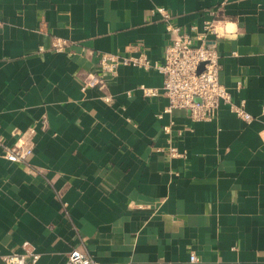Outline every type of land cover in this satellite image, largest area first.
<instances>
[{
	"label": "crops",
	"instance_id": "0c3cea01",
	"mask_svg": "<svg viewBox=\"0 0 264 264\" xmlns=\"http://www.w3.org/2000/svg\"><path fill=\"white\" fill-rule=\"evenodd\" d=\"M156 7L192 35L225 25L220 82L251 121L225 103L206 121L165 112L155 69L107 76L111 103L83 89L101 53L162 61ZM263 106L264 0H0V264L25 252L65 264L74 249L101 264H264ZM19 139L34 151L9 161Z\"/></svg>",
	"mask_w": 264,
	"mask_h": 264
},
{
	"label": "built area",
	"instance_id": "2783aa9c",
	"mask_svg": "<svg viewBox=\"0 0 264 264\" xmlns=\"http://www.w3.org/2000/svg\"><path fill=\"white\" fill-rule=\"evenodd\" d=\"M152 13L160 15L169 34V43L162 61H151L143 51L136 55L101 53L98 71L86 77L83 89L98 88L104 91L102 98L111 103L113 97L106 91L107 76L112 78L117 75L121 66H133L147 71L155 69L164 76L161 90L169 100L165 112L186 109L190 113L191 120L206 121L214 118L220 105L225 103L238 117L251 121L253 116L246 111L245 102L234 103L230 91L220 82L221 55L217 41L225 35V25L222 26L221 21L216 18L206 20L201 29L192 27L195 32L192 35L173 23L172 14L166 7H156ZM209 36H213L212 41ZM66 45L67 40L62 38H56L53 43L57 50H62ZM140 89L145 97L160 95L159 89L155 87L141 85ZM173 125L174 122L165 125L164 131L171 133ZM33 151V145L19 139L13 145L6 147L3 156L12 162H26ZM169 153L172 157H186V152H181L174 146H170ZM28 254L32 256L30 262ZM38 258L39 255L34 253H13L4 257V262L5 264H37ZM191 260L195 261L196 256L192 255ZM65 264L101 263L86 249H74L68 254Z\"/></svg>",
	"mask_w": 264,
	"mask_h": 264
}]
</instances>
